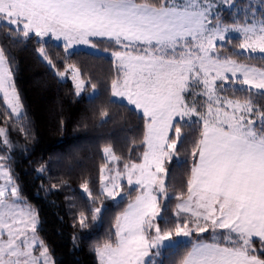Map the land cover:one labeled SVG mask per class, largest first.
I'll list each match as a JSON object with an SVG mask.
<instances>
[{
	"label": "snow or ice",
	"instance_id": "snow-or-ice-1",
	"mask_svg": "<svg viewBox=\"0 0 264 264\" xmlns=\"http://www.w3.org/2000/svg\"><path fill=\"white\" fill-rule=\"evenodd\" d=\"M0 25L9 38H37L54 69L47 40L60 42L66 56L78 46L109 53L115 71L108 103L144 119L139 162L100 170L99 196L137 194L94 246L99 264H264V67L245 62L264 64V0H0ZM65 68L79 96L80 70ZM89 86L94 102L97 85ZM0 94L19 116L22 101L2 47ZM185 124L197 125L191 167L185 190L170 196L166 165L178 158ZM0 144L12 147L2 128ZM104 152L119 159L110 147ZM6 159L0 157V264H55L38 235V211L22 197ZM81 188L95 204L89 184ZM168 200L176 201L171 216ZM90 211L97 221L101 208ZM76 219L88 228L85 211ZM209 232L210 241L198 236Z\"/></svg>",
	"mask_w": 264,
	"mask_h": 264
},
{
	"label": "trees",
	"instance_id": "trees-1",
	"mask_svg": "<svg viewBox=\"0 0 264 264\" xmlns=\"http://www.w3.org/2000/svg\"><path fill=\"white\" fill-rule=\"evenodd\" d=\"M225 18L230 19L228 15ZM8 32L7 27L0 25V47L4 48L13 68L24 109V115L15 120L0 95V127H5L12 143L7 150L11 156L8 163L11 173L22 197L38 211L39 235L55 264H99L94 246L110 236L114 217L137 194L119 202L99 196L100 170L105 166L106 170H122L124 163L139 162L144 150L141 143L144 119L130 106L108 103L109 82L115 71L111 57L84 51L66 56L60 45L47 42L43 46L55 64L54 69L40 56L37 38L25 39L16 34L9 38ZM103 47H108L107 43ZM245 62L264 67L258 60ZM65 65L78 68L88 83L82 96L76 95L71 81L59 77ZM92 83L97 85L99 97L94 102L88 97ZM103 111L108 112V117L102 115ZM183 127L186 135L178 144V158L174 156L166 165L170 196L185 190L192 162L190 149L197 125ZM106 147L112 149L119 158L117 161L107 158ZM85 182L93 192L95 204H89L85 198L81 188ZM164 203L169 206L165 214L171 216L170 209L176 201ZM92 207L103 208L95 222L91 221ZM80 211L89 216L86 229H81L76 219ZM198 236L210 241L211 232ZM255 246L259 248L258 241Z\"/></svg>",
	"mask_w": 264,
	"mask_h": 264
},
{
	"label": "rangeland",
	"instance_id": "rangeland-1",
	"mask_svg": "<svg viewBox=\"0 0 264 264\" xmlns=\"http://www.w3.org/2000/svg\"><path fill=\"white\" fill-rule=\"evenodd\" d=\"M238 2H239V0H238ZM225 11H227V10H225ZM229 18H230V16H229ZM34 37V36H33ZM235 41V40H234ZM47 42H52V43H55L54 41H52V40H47ZM233 43H235V42H233ZM55 44H57V43H55ZM58 45H60V44H58ZM230 49V48H229ZM92 49L90 48V47H87V46H78L76 49H75V52H79V51H84V52H89V53H92V51H91ZM47 52V51H46ZM74 52V53H75ZM96 54H99V53H96ZM105 56H109V57H111V55L109 54V53H103ZM40 56H41V54H40ZM112 58V57H111ZM11 69H12V71H13V68H12V66H11ZM63 72H65L66 74L63 76V77H61L60 75H59V77L61 78V79H64V80H69V81H71L72 82V84L74 85V87H75V81H73L72 80V78H71V70L70 69H66V68H64V70H63ZM81 73V72H80ZM81 78L84 80V78H83V76H82V73H81ZM85 81V80H84ZM88 88V83L85 81V88H84V91L83 92H81V94L79 95V96H82L83 94H85L86 93V89ZM91 94H92V89H91V93H89L88 94V97H91ZM1 95V97H2V94H0ZM4 104H5V106H6V108H7V110L9 111V113L11 114V116L15 119V120H17V119H20L23 115H24V109H23V107H22V112H21V114L19 115V116H17L15 113H13V112H11V110H10V108L6 105V103L4 102ZM136 111V110H135ZM138 112V111H137ZM139 113V112H138ZM140 114V113H139ZM141 115V114H140ZM0 128H2V129H5V127H0ZM5 131H6V129H5ZM7 132V131H6ZM8 136V135H7ZM2 145V148L0 149V157H7V156H9V154H8V149H6L5 148V146L3 145V144H1ZM3 150V151H2ZM106 156H107V158L110 160V161H112L109 157H108V155L106 154ZM114 162V161H113ZM4 163H5V166L7 167L8 166V163H9V160H5L4 161ZM16 182V181H15ZM0 183H3V178H0ZM123 183H125L126 184V181L125 182H123ZM122 195H123V193H122ZM110 200V199H109ZM119 201H121V198L120 197H117V200L116 201H114V202H119ZM101 208V213H102V210H103V208L102 207H100ZM100 213V214H101ZM100 216V215H99ZM40 227H41V220H40V217H39V225H38V229H37V231H38V235H39V229H40ZM199 235H202V234H199ZM39 237H40V235H39ZM41 238V237H40ZM158 259V258H157Z\"/></svg>",
	"mask_w": 264,
	"mask_h": 264
},
{
	"label": "crops",
	"instance_id": "crops-1",
	"mask_svg": "<svg viewBox=\"0 0 264 264\" xmlns=\"http://www.w3.org/2000/svg\"><path fill=\"white\" fill-rule=\"evenodd\" d=\"M52 41H54V40H52ZM55 43H57V44H60V42H57V41H54ZM92 51V50H91ZM90 52V51H89ZM202 234H206V233H202Z\"/></svg>",
	"mask_w": 264,
	"mask_h": 264
}]
</instances>
